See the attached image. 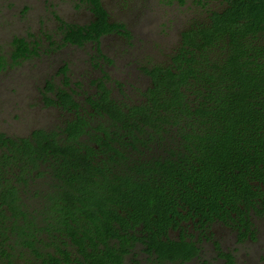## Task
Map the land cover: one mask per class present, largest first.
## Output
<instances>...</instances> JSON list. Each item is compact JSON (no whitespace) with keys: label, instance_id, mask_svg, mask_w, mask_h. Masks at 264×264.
Returning a JSON list of instances; mask_svg holds the SVG:
<instances>
[{"label":"trees","instance_id":"trees-1","mask_svg":"<svg viewBox=\"0 0 264 264\" xmlns=\"http://www.w3.org/2000/svg\"><path fill=\"white\" fill-rule=\"evenodd\" d=\"M81 1L92 19H60L61 45L91 43L112 62L101 38L131 32L102 0ZM11 46L14 63L39 53L25 36ZM8 63L0 58V68ZM144 71L139 99L114 95L104 74L81 103L64 64L62 85L44 86L46 104L69 114L63 125L0 132V264H124L138 245L152 264L184 263L200 254L196 232L206 237L214 224L240 241L255 237L253 217H264V0L206 10L167 63Z\"/></svg>","mask_w":264,"mask_h":264},{"label":"rangeland","instance_id":"rangeland-1","mask_svg":"<svg viewBox=\"0 0 264 264\" xmlns=\"http://www.w3.org/2000/svg\"><path fill=\"white\" fill-rule=\"evenodd\" d=\"M102 2L111 20L123 22L131 32V38L111 34L101 39L102 51L112 62L102 60L91 43L83 47L61 45L60 19L78 24L92 19L81 0H0V58L9 61L0 68V132L28 136L37 128L63 125L69 114L46 104L44 86L47 80L62 85L59 69L64 64L69 67L71 87L81 103L87 94L95 92L93 81L104 74L111 77L114 95L122 98L121 88L132 99H139L138 91L149 82L144 68L167 63L179 46L181 31L194 18H204L206 10H219L225 4V0H204L203 8L194 0L184 5L164 0ZM15 35L32 41L38 55L18 63L10 61ZM96 62H101V67H95ZM210 232L203 238L196 232L199 256L184 263L164 264H223L215 242L233 253V264H264V218L255 219L254 238L240 241L235 230L219 223L211 226ZM124 264H152V260L138 245Z\"/></svg>","mask_w":264,"mask_h":264},{"label":"flooded vegetation","instance_id":"flooded-vegetation-1","mask_svg":"<svg viewBox=\"0 0 264 264\" xmlns=\"http://www.w3.org/2000/svg\"><path fill=\"white\" fill-rule=\"evenodd\" d=\"M109 35H111V34H109ZM107 36V35H106ZM121 36V35H120ZM102 39V38H101ZM96 91V90H95ZM256 218H261V217H253V222H254V225H255V219ZM262 218H264V217H262ZM225 226V225H224Z\"/></svg>","mask_w":264,"mask_h":264}]
</instances>
